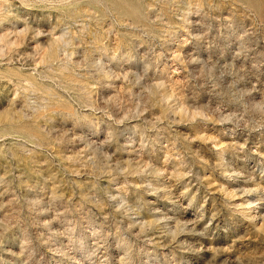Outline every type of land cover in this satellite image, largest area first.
<instances>
[{
	"label": "rangeland",
	"instance_id": "rangeland-1",
	"mask_svg": "<svg viewBox=\"0 0 264 264\" xmlns=\"http://www.w3.org/2000/svg\"><path fill=\"white\" fill-rule=\"evenodd\" d=\"M0 264H264V0H0Z\"/></svg>",
	"mask_w": 264,
	"mask_h": 264
}]
</instances>
